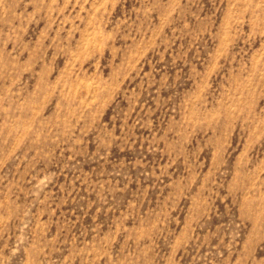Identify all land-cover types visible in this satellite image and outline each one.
Segmentation results:
<instances>
[{
	"label": "rangeland",
	"instance_id": "obj_1",
	"mask_svg": "<svg viewBox=\"0 0 264 264\" xmlns=\"http://www.w3.org/2000/svg\"><path fill=\"white\" fill-rule=\"evenodd\" d=\"M0 264H264V0H0Z\"/></svg>",
	"mask_w": 264,
	"mask_h": 264
}]
</instances>
